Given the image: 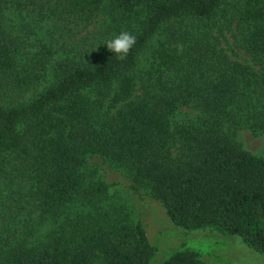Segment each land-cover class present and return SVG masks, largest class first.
Returning a JSON list of instances; mask_svg holds the SVG:
<instances>
[{
  "label": "trees",
  "instance_id": "1",
  "mask_svg": "<svg viewBox=\"0 0 264 264\" xmlns=\"http://www.w3.org/2000/svg\"><path fill=\"white\" fill-rule=\"evenodd\" d=\"M122 31L124 59L104 45ZM242 130L264 136V0H0V264H149L94 160L176 227L264 254Z\"/></svg>",
  "mask_w": 264,
  "mask_h": 264
},
{
  "label": "rangeland",
  "instance_id": "2",
  "mask_svg": "<svg viewBox=\"0 0 264 264\" xmlns=\"http://www.w3.org/2000/svg\"><path fill=\"white\" fill-rule=\"evenodd\" d=\"M234 139L243 149L264 159V136L255 137L249 131L242 130ZM93 164L104 180L115 185L114 202L124 209L129 218L143 226L155 249L149 264H161L177 250L197 253L206 264H264V254L247 247L236 236L210 229L186 231L176 227L158 203L147 195L138 199L129 192V181L121 170L113 169L110 164L100 160H94Z\"/></svg>",
  "mask_w": 264,
  "mask_h": 264
},
{
  "label": "clouds",
  "instance_id": "3",
  "mask_svg": "<svg viewBox=\"0 0 264 264\" xmlns=\"http://www.w3.org/2000/svg\"><path fill=\"white\" fill-rule=\"evenodd\" d=\"M135 36L127 31H122L108 40L104 45L120 59L126 58L130 49L135 44Z\"/></svg>",
  "mask_w": 264,
  "mask_h": 264
}]
</instances>
